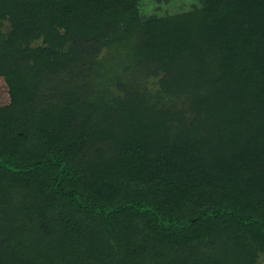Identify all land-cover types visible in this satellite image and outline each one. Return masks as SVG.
I'll return each instance as SVG.
<instances>
[{
  "label": "trees",
  "instance_id": "16d2710c",
  "mask_svg": "<svg viewBox=\"0 0 264 264\" xmlns=\"http://www.w3.org/2000/svg\"><path fill=\"white\" fill-rule=\"evenodd\" d=\"M141 2L0 0V264H257L264 252V0H199L171 38ZM89 41L158 62L161 93L120 96L115 82L114 95L71 96L52 79L57 54Z\"/></svg>",
  "mask_w": 264,
  "mask_h": 264
},
{
  "label": "rangeland",
  "instance_id": "374dc122",
  "mask_svg": "<svg viewBox=\"0 0 264 264\" xmlns=\"http://www.w3.org/2000/svg\"><path fill=\"white\" fill-rule=\"evenodd\" d=\"M140 8L144 10V13L153 11L161 17L164 16L167 38H171V32L176 28L179 30V28L191 27L202 15L199 10V0H164L161 4L153 3V0H142ZM174 15L179 17L175 21ZM10 29L11 23L5 19L1 31L7 34ZM132 32L135 33V30L133 29ZM40 44L41 40L37 39L32 40L28 46L34 48ZM127 49L128 47L116 43L109 46H105L104 43L97 44L94 41L76 45L68 43L57 54L61 64L55 70L56 74L52 79L62 83V88L72 93L71 96L76 93L77 100L84 99L86 96L82 92L84 89L91 91L94 99L108 96V94L114 95L115 82H120V86H117L120 96L125 95L129 90H136L144 97H153L161 93L158 78L163 74L162 66L156 65L158 62L155 65L148 63L150 69L148 67L146 69L143 59L137 61L127 56ZM47 74L50 81L52 74L50 72ZM9 100L8 85L4 77L0 75V105L7 104ZM79 102L81 101H77ZM181 102L170 98L167 104H175L177 107L183 104ZM257 264H264V252L258 254Z\"/></svg>",
  "mask_w": 264,
  "mask_h": 264
}]
</instances>
